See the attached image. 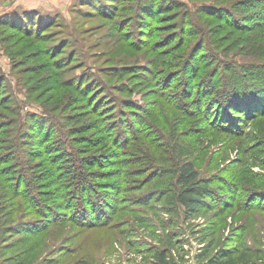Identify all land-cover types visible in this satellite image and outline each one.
<instances>
[{"label":"rangeland","instance_id":"obj_1","mask_svg":"<svg viewBox=\"0 0 264 264\" xmlns=\"http://www.w3.org/2000/svg\"><path fill=\"white\" fill-rule=\"evenodd\" d=\"M239 94L259 108L213 105ZM185 162L209 189L191 215ZM253 242L264 0H0V264H197Z\"/></svg>","mask_w":264,"mask_h":264},{"label":"trees","instance_id":"obj_2","mask_svg":"<svg viewBox=\"0 0 264 264\" xmlns=\"http://www.w3.org/2000/svg\"><path fill=\"white\" fill-rule=\"evenodd\" d=\"M241 96V94L237 96V100L234 102L236 105L230 102L224 103L225 105L214 102L213 105H217L218 112L223 115L226 113L228 114V112L235 114L237 110L245 108H247V110H252L253 107H256L249 105L248 101L239 100ZM222 107H224V109ZM256 108H259V106ZM222 109L224 110L223 113ZM177 183L180 187L177 201L184 211L189 212V215H191L204 206V198L206 197L204 193L208 192L209 189L197 179L196 171L193 170L191 163L185 162L181 165L178 170ZM259 231L262 233L261 226L259 227ZM149 264L189 263L180 257H172L168 252L161 250L154 253ZM197 264H264V244L255 245L253 242V245L250 244V246H247L244 243H238L234 247H220L213 254L211 251L204 248L201 250V254L197 255Z\"/></svg>","mask_w":264,"mask_h":264}]
</instances>
